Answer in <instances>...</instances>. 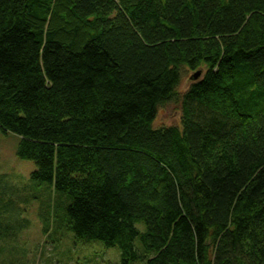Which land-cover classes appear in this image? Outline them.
Returning a JSON list of instances; mask_svg holds the SVG:
<instances>
[{"label":"trees","instance_id":"obj_1","mask_svg":"<svg viewBox=\"0 0 264 264\" xmlns=\"http://www.w3.org/2000/svg\"><path fill=\"white\" fill-rule=\"evenodd\" d=\"M0 132L121 264H264V0H0Z\"/></svg>","mask_w":264,"mask_h":264},{"label":"rangeland","instance_id":"obj_2","mask_svg":"<svg viewBox=\"0 0 264 264\" xmlns=\"http://www.w3.org/2000/svg\"><path fill=\"white\" fill-rule=\"evenodd\" d=\"M194 73L181 70L179 97L158 109L154 129L181 128V100ZM19 143L0 132V264H121L118 248L76 240L67 230L68 198L31 180L36 167L17 157ZM136 228L145 231L143 224ZM134 248L140 257L133 264H146L139 239Z\"/></svg>","mask_w":264,"mask_h":264},{"label":"water","instance_id":"obj_3","mask_svg":"<svg viewBox=\"0 0 264 264\" xmlns=\"http://www.w3.org/2000/svg\"><path fill=\"white\" fill-rule=\"evenodd\" d=\"M199 77H200V73H199V72H196V73H194V74L191 76V80L196 81V80L199 79Z\"/></svg>","mask_w":264,"mask_h":264}]
</instances>
